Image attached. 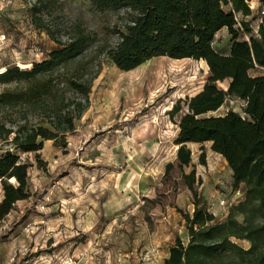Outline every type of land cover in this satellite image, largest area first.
Here are the masks:
<instances>
[{
  "label": "rangeland",
  "instance_id": "1",
  "mask_svg": "<svg viewBox=\"0 0 264 264\" xmlns=\"http://www.w3.org/2000/svg\"><path fill=\"white\" fill-rule=\"evenodd\" d=\"M262 6L251 24L252 33L243 34L240 41L256 36ZM129 19L125 10L97 11L88 0H16L0 9V70H29L63 44L85 37L87 45L80 57L54 75L61 83V96L64 93L71 102L81 100L67 80L99 71L92 83L90 107L67 134V147L45 141L39 152L42 166L34 153L20 154L30 165L31 197L18 202L0 221V264H163L177 237L187 243L183 215L192 214L193 195L177 170L164 176L166 165L176 164L175 140L185 110L174 120L169 112L178 100L203 89L209 68L203 60L158 57L131 71L119 70L106 51L119 43ZM242 19L251 17L238 16L239 22ZM230 45L227 29L221 30L213 43L215 50L226 55ZM27 64L29 69L20 68ZM262 73L261 68L250 71L254 77ZM228 85V80L218 83L222 89ZM4 89L0 84V92ZM244 105L228 99L207 116H223L229 110L244 115ZM19 117L16 110H0V122L7 127L22 124ZM28 119L38 120L32 115ZM12 138L0 139V156L7 150L15 152ZM188 148L192 164L184 171L195 169L196 178L202 180L201 208L224 220L242 198L231 188L230 169L212 153L210 143H189ZM203 151L206 166L199 164ZM221 194L230 205L211 210L212 197ZM2 198L0 185V202Z\"/></svg>",
  "mask_w": 264,
  "mask_h": 264
},
{
  "label": "trees",
  "instance_id": "2",
  "mask_svg": "<svg viewBox=\"0 0 264 264\" xmlns=\"http://www.w3.org/2000/svg\"><path fill=\"white\" fill-rule=\"evenodd\" d=\"M97 11L125 10L130 19L119 43L106 51V56L121 71H131L158 57L173 60H203L209 76L203 89L184 101L178 100L169 112L172 120L185 110L178 122L179 133L176 164L168 163L165 177L177 170L183 185L194 199L192 214L183 215L188 233L185 244L179 237L169 248L163 264H264V14L256 36L251 24L258 18L249 2L252 0H88ZM263 5L264 0H259ZM251 17V20L242 19ZM43 28V26H39ZM227 29L231 45L227 55L213 46L216 35ZM47 33L53 37L51 30ZM54 39V37H53ZM87 38L63 44L40 63L0 70V110H16L22 124L17 128L0 122V139L11 135V150L0 156V221L16 208L20 201L31 197L28 162L20 154L34 153L39 166V152L45 141L65 149L67 134L75 130V121L90 107L93 76L67 80V86L81 97L77 102L61 96V83L54 78L62 67L80 57ZM263 69L260 76L250 71ZM228 80L227 89L218 83ZM15 85L9 88L10 85ZM228 99L245 103L242 112L229 110L223 116H207L218 111ZM32 115L38 120L31 123ZM211 143V150L220 154L232 172V188L245 186V198L239 200L223 221L201 208L198 187L202 184L191 167L189 143ZM199 164L206 166V154L201 152ZM240 242H247V248Z\"/></svg>",
  "mask_w": 264,
  "mask_h": 264
},
{
  "label": "built area",
  "instance_id": "3",
  "mask_svg": "<svg viewBox=\"0 0 264 264\" xmlns=\"http://www.w3.org/2000/svg\"><path fill=\"white\" fill-rule=\"evenodd\" d=\"M14 2H16V0H0V9L2 10L4 7H7L8 8ZM263 14H264V11L261 10L260 16H259V23H260V20H261V17H262ZM255 32L257 34V32H258V26H257V29L255 30ZM1 47L2 46H0V52H1ZM235 194L241 196V192L239 190L238 191H235ZM212 198L213 199L209 203V208L211 210H215L217 208H218V210H223V209H226L230 205L229 200L223 194H221V196H219V197L213 196ZM209 212L213 214V212H211V211H209Z\"/></svg>",
  "mask_w": 264,
  "mask_h": 264
},
{
  "label": "crops",
  "instance_id": "4",
  "mask_svg": "<svg viewBox=\"0 0 264 264\" xmlns=\"http://www.w3.org/2000/svg\"><path fill=\"white\" fill-rule=\"evenodd\" d=\"M260 5H262V4H260L259 3V0H252L251 2H249V6H250V8L251 9H253L254 8V6H256L257 8H256V10L254 11V12H256L257 13V15H258V8H260ZM261 10H263V6L261 7ZM239 16H241V15H239ZM227 55V54H226ZM178 131H179V129H178ZM177 131V132H178ZM210 146H211V143H210ZM212 153L214 154V155H216L217 157H222L220 154H217V153H214L213 151H212ZM223 158V157H222ZM224 159V158H223ZM230 185H231V188H232V172H231V170H230ZM220 184L221 185H223V182H220ZM233 189V188H232ZM238 190H240V192H241V195H242V198H241V200H244V198H245V186H243V185H241L240 186V188L238 189ZM238 190H235V189H233V191L235 192V191H238ZM218 220V219H217ZM220 221H223V220H220Z\"/></svg>",
  "mask_w": 264,
  "mask_h": 264
}]
</instances>
